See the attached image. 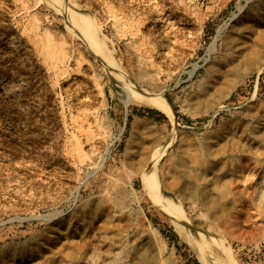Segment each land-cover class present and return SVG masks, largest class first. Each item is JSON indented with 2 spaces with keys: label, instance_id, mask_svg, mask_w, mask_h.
Segmentation results:
<instances>
[{
  "label": "rangeland",
  "instance_id": "374dc122",
  "mask_svg": "<svg viewBox=\"0 0 264 264\" xmlns=\"http://www.w3.org/2000/svg\"><path fill=\"white\" fill-rule=\"evenodd\" d=\"M50 1L0 0V264H264V0Z\"/></svg>",
  "mask_w": 264,
  "mask_h": 264
},
{
  "label": "bare ground",
  "instance_id": "6f19581e",
  "mask_svg": "<svg viewBox=\"0 0 264 264\" xmlns=\"http://www.w3.org/2000/svg\"><path fill=\"white\" fill-rule=\"evenodd\" d=\"M50 4L53 5L54 7H55V5L60 6V5L63 4V0H51ZM64 6H65V4H64ZM65 11L67 12L68 23H70L77 30V32L80 33V35L83 36V38L85 39V41L87 42V44L91 48V50L96 55L101 57L102 60L107 65H109L108 68L112 72H114V73L116 72L118 74L119 79L123 81L124 78H123V76L121 74H122V71H124V70L121 68L119 62L116 60V58L112 54V52L109 49H106L103 41L98 38V30H99L98 28H99V26H97V25L95 26L92 18L89 17L86 14L82 15V14L77 13L76 11H74L72 9H67ZM114 26H113V28L115 29ZM121 28H120V30H121ZM124 30L125 29L121 30V32L124 31ZM115 31L117 32V30H115ZM135 31H136V29H135ZM124 33H126V32H124ZM130 43H131V41H130ZM132 48L134 49V47H132ZM135 49H136V47H135ZM61 52H62V50H61ZM61 55H64V54L62 53ZM140 71H141V68H140ZM119 73H121V74H119ZM139 73H141V72H139ZM113 75H115V74H113ZM115 80H117V79H115ZM126 82L127 81H125L121 86L129 88L130 86H128ZM131 99H134V101H136L138 104L154 107V108L162 111L163 113H165L167 115L168 118H172L173 117V111H172V108H171L168 100L166 99V97L162 96L161 94H156V95H153L152 97L137 96V95H134V97H132V95H129V94L127 95L126 94L124 96V100H123L124 104L126 105L127 103H129V101H131ZM144 181H145V183H144L145 186H148L151 189V191H152L151 199L156 203V205L159 208H161L168 215V217L175 224L177 223V221H179V220L181 221V220H184L186 218V214H185V212H184V210H183V208H182V206L180 205L179 202L173 200L170 197H166V196L161 195L160 192L156 189L159 186V182L157 180V176H156V173H155L154 169H152L148 173H146V176L144 177ZM149 181H151L155 185L149 184ZM208 200H209V198H208ZM178 229H180V228H178Z\"/></svg>",
  "mask_w": 264,
  "mask_h": 264
}]
</instances>
